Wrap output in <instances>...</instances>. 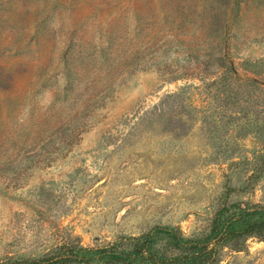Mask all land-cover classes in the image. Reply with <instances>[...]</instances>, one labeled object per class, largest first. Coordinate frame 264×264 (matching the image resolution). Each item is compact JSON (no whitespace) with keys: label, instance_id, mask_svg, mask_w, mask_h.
Instances as JSON below:
<instances>
[{"label":"rangeland","instance_id":"1","mask_svg":"<svg viewBox=\"0 0 264 264\" xmlns=\"http://www.w3.org/2000/svg\"><path fill=\"white\" fill-rule=\"evenodd\" d=\"M231 204L264 206V0H0V264Z\"/></svg>","mask_w":264,"mask_h":264},{"label":"trees","instance_id":"2","mask_svg":"<svg viewBox=\"0 0 264 264\" xmlns=\"http://www.w3.org/2000/svg\"><path fill=\"white\" fill-rule=\"evenodd\" d=\"M251 236L264 238V206L231 204L215 213L201 235L187 238L176 228L157 226L110 246L71 250L52 264H214L219 247Z\"/></svg>","mask_w":264,"mask_h":264}]
</instances>
